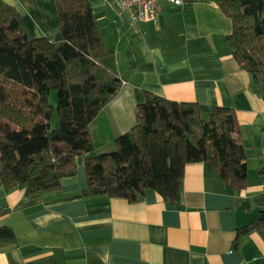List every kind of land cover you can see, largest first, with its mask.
Returning <instances> with one entry per match:
<instances>
[{
    "label": "crops",
    "instance_id": "crops-1",
    "mask_svg": "<svg viewBox=\"0 0 264 264\" xmlns=\"http://www.w3.org/2000/svg\"><path fill=\"white\" fill-rule=\"evenodd\" d=\"M22 14L33 37L59 29L55 0H3ZM95 18L115 52L122 88L90 125L95 155L136 124L145 92L175 102L235 111L247 147L248 184L236 192L208 163L185 168L179 199L146 190L134 203L90 193L84 159L56 192L0 190V264H264V238L240 228L258 216L263 193L264 98L225 47L233 23L213 2L161 1L155 21L133 24L103 0Z\"/></svg>",
    "mask_w": 264,
    "mask_h": 264
},
{
    "label": "trees",
    "instance_id": "trees-1",
    "mask_svg": "<svg viewBox=\"0 0 264 264\" xmlns=\"http://www.w3.org/2000/svg\"><path fill=\"white\" fill-rule=\"evenodd\" d=\"M182 1L213 2L231 19L225 47L264 98V0ZM55 4L59 40L31 36L19 10L0 0V190L59 191L64 179L76 176L83 154L93 196L134 203L152 189L175 202L186 166L200 162L236 192L247 187L249 152L235 111L225 107L203 114L197 103L145 92L135 126L116 138L113 151L95 155L90 125L123 85L117 58L91 0ZM53 89L58 91L54 129ZM258 174L259 213L238 230L237 239L254 231L264 238V168Z\"/></svg>",
    "mask_w": 264,
    "mask_h": 264
},
{
    "label": "built area",
    "instance_id": "built-area-1",
    "mask_svg": "<svg viewBox=\"0 0 264 264\" xmlns=\"http://www.w3.org/2000/svg\"><path fill=\"white\" fill-rule=\"evenodd\" d=\"M115 4L122 11H126L133 24L155 21L161 8L162 0H103ZM181 5L182 0H168Z\"/></svg>",
    "mask_w": 264,
    "mask_h": 264
},
{
    "label": "rangeland",
    "instance_id": "rangeland-1",
    "mask_svg": "<svg viewBox=\"0 0 264 264\" xmlns=\"http://www.w3.org/2000/svg\"><path fill=\"white\" fill-rule=\"evenodd\" d=\"M50 104L53 106L54 108V113L51 119V127L54 129L57 126V122H58V116H57V104H58V91L56 89H53L50 93ZM85 154L80 155L77 157V159H85Z\"/></svg>",
    "mask_w": 264,
    "mask_h": 264
},
{
    "label": "water",
    "instance_id": "water-1",
    "mask_svg": "<svg viewBox=\"0 0 264 264\" xmlns=\"http://www.w3.org/2000/svg\"><path fill=\"white\" fill-rule=\"evenodd\" d=\"M55 38H56L57 40H59V39H60V36H59V35H56Z\"/></svg>",
    "mask_w": 264,
    "mask_h": 264
}]
</instances>
